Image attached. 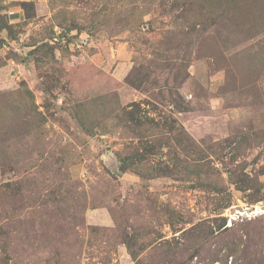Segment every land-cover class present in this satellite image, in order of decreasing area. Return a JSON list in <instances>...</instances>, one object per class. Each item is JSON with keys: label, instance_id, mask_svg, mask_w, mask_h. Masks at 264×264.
Segmentation results:
<instances>
[{"label": "rangeland", "instance_id": "rangeland-1", "mask_svg": "<svg viewBox=\"0 0 264 264\" xmlns=\"http://www.w3.org/2000/svg\"><path fill=\"white\" fill-rule=\"evenodd\" d=\"M0 264H264V0H0Z\"/></svg>", "mask_w": 264, "mask_h": 264}, {"label": "crops", "instance_id": "crops-1", "mask_svg": "<svg viewBox=\"0 0 264 264\" xmlns=\"http://www.w3.org/2000/svg\"><path fill=\"white\" fill-rule=\"evenodd\" d=\"M12 9H16V6L12 5ZM15 12V11H14ZM18 12V11H17ZM17 12H15L13 15H15Z\"/></svg>", "mask_w": 264, "mask_h": 264}]
</instances>
